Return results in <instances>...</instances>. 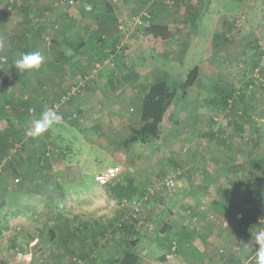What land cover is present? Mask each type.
I'll return each mask as SVG.
<instances>
[{
  "label": "rangeland",
  "instance_id": "1",
  "mask_svg": "<svg viewBox=\"0 0 264 264\" xmlns=\"http://www.w3.org/2000/svg\"><path fill=\"white\" fill-rule=\"evenodd\" d=\"M7 1L0 0V66L7 76V81L0 84V106L3 107L0 131L5 132L8 145L5 153L0 150V204L3 199L7 201L0 211L8 208L12 212H21L10 218L9 229L0 235V256L7 252L5 264H72L74 254L61 251V256H54L57 248L52 252V246L48 245V239L51 238L49 230L53 228L58 213L64 220L76 218L74 225L78 223L83 226L85 221L92 222L88 231L95 229L97 225L107 228L111 221L117 223L120 219L126 220L129 217L138 220L135 226L140 234V228L147 227L149 223H154L155 231L152 235L155 233L159 236L162 234L159 232L160 222H170L171 228L175 230L185 227L184 231L193 234L181 240L179 248L177 246L180 258L184 255L190 257V254L198 252L191 245H199L205 234L202 232L200 236L202 227L209 225L213 228H227L244 218L248 224H252L250 212L258 211V195H264V183L260 185V179H264V168L259 169L258 175L262 178L254 171L246 182L249 199L244 197L233 205L241 207L243 212L240 214H235L236 208L231 207L232 200L228 190L224 189H228L229 184H226L223 177L221 181L224 182L220 183L221 189L218 190L220 193L216 195L214 190L209 189V195L204 197L207 199H202L205 193L201 194L200 179L202 174H209L212 168L217 170L218 165L233 162L234 158L248 163V152L239 151L237 146L244 148V145L252 144L255 136L249 132L245 137L234 139L229 134L223 140L224 137L212 138L210 132L215 134L219 125L211 122V115L217 113L213 120L219 119L223 128L226 125L223 113L202 104L197 106L194 102L197 90L204 89L202 85L209 90V82L212 80L224 84L223 82L228 83L234 79L241 86L251 75V69L257 61L252 58L251 50L256 47H247L256 37L264 47V30H251L255 29L251 20L256 13H260L262 0H248L247 5L242 1L234 3L233 0H210L211 5L209 4V8L206 5L201 15L200 0H173L172 5L167 0H157L153 3L155 18L166 20L173 26H170L171 30L176 34L172 41L167 42H152L140 30L133 29V14L143 6L140 0H112L121 20L119 25H122L116 31L120 43L118 51L114 53L105 49L107 44L97 41L98 26L90 13L85 10V14H81L79 8L87 0H76L71 8L58 6L53 0H16L11 8L10 5L7 7ZM245 7L248 11H242ZM65 13L70 15L65 17ZM239 14L246 15L238 18L239 28L233 30L222 25V21H231L232 17ZM198 22L201 29L196 35ZM188 27L191 30L194 28V32L186 31ZM220 27L229 32L231 39L228 43L220 42L218 46H214L217 50L211 49L210 38ZM67 30L74 34L71 38L74 45L79 44V38L85 39L89 45L77 51L70 45L65 56L60 57V48L68 41L61 37L58 44L57 38ZM182 30L190 34L189 37L182 36ZM10 46L11 49H18V52L8 53ZM102 50L108 53L107 56L103 55ZM34 51H40L44 56L40 69L20 72L13 64L14 60L24 53ZM130 64H134L131 68L137 72H140L137 67L164 69L166 75H169L168 84L173 87L178 86L185 73L195 65L200 64L202 72L199 82L195 83L196 88L189 91L188 96H177L178 99L162 122L159 138L134 143L127 149L123 147L122 141L127 136L128 126L137 121L136 110L141 95L135 91L139 89V84L133 90L130 81L126 80L124 86L118 85L112 91L108 80L111 76L121 75ZM259 65L264 68V57ZM84 76L94 81L90 82L88 88L82 83L85 81ZM143 76H138L135 83L146 84L148 81ZM54 80L59 81V86L55 83L54 87ZM8 100L12 104L16 100H38L40 113L54 105L61 119L45 132L48 136L43 133L40 138L28 141L30 136L26 134L27 130L39 117L29 115L20 121L17 119L19 109L14 104L9 105L6 102ZM248 106L247 109L255 112V116L259 118V128L262 130V149H256L257 146L249 148L250 156L255 157L264 150V89L254 91L249 97ZM25 142L26 146L23 145ZM240 142L242 145H239ZM42 145L58 150L50 156L49 167L45 165L40 171L23 173L24 178L15 181L14 174L17 171H11L8 167L15 151L21 146L22 155L26 157L33 148L40 149ZM25 163L27 165V160ZM111 166L120 167L118 176L109 184L98 185L96 176ZM173 175L175 185L166 189L164 180ZM242 177L245 174L242 173ZM127 180H132L146 191L144 195H149L134 198L117 196L111 191V185L115 182L124 185ZM242 184L243 182L237 181L230 187L234 189ZM48 189L53 191V199L46 201L45 193H48ZM163 190L171 197H166ZM94 208L107 212V215L91 217L90 210ZM161 211L164 212L163 216L151 221ZM257 214V218L264 217L258 212ZM66 224L65 227L64 224L62 226V242L65 241L68 244L66 247L75 251L77 245L82 247V243L74 238H82V235L72 234L70 241V233L65 230L69 224ZM262 226L264 225L259 226L260 230H264ZM118 232V229L114 233L113 229L107 228L106 236L100 238L99 242L103 243L102 258H106L104 260L111 261L117 255V248L122 244L120 241L115 242L114 238H120ZM168 232L171 233V230ZM226 235L229 237V233ZM143 237L148 242L147 237ZM55 239L60 238L56 236ZM61 244L63 246L64 243ZM47 246L52 257L44 259L43 249ZM145 249L144 245L143 250ZM79 251L75 252L81 255ZM17 252L27 253V259L33 261L17 260Z\"/></svg>",
  "mask_w": 264,
  "mask_h": 264
},
{
  "label": "trees",
  "instance_id": "2",
  "mask_svg": "<svg viewBox=\"0 0 264 264\" xmlns=\"http://www.w3.org/2000/svg\"><path fill=\"white\" fill-rule=\"evenodd\" d=\"M35 1V0H33ZM55 2V0H53ZM156 0H140L142 2L141 7L135 10L134 18L136 16H141V18H144L147 22L146 25L143 26H133V29L140 30L141 33H143L146 37L150 39L152 42H164L166 41L170 36L169 28L166 24L159 21L157 18H155V14L153 12V6L154 2ZM172 1V0H171ZM56 3V2H55ZM7 7L10 5L8 1L6 2ZM14 4V3H13ZM13 4H11V8L13 7ZM145 4H147L145 6ZM61 6V5H59ZM65 8H71L68 6H61ZM73 7V6H72ZM25 10L27 11L28 8ZM81 14H85V10H87L90 15L92 16L95 24L98 26V32H97V41L99 43L107 44V48L110 52L114 53L118 51L119 47V40L116 37V31L118 30L119 24L117 20L116 10L112 6L110 0H87L85 4L79 8ZM145 12L147 15H142V13ZM68 13H65L64 16H68ZM243 15L235 16V18L231 21V23L228 25L229 28H232L235 30L236 28L240 27V21L238 18H241ZM238 24V25H237ZM228 28V29H229ZM230 30V29H229ZM74 34L67 31H63L58 35L57 41L59 42V39L63 37L68 42L66 44H62V47L60 48V57L65 56V51L70 47V45L75 48V50H79L81 48L87 47L89 44L86 42L85 39L79 38L80 42L76 46L71 42V38ZM12 36V33L10 34ZM231 39L229 32L227 33L226 30L221 31V33H217L215 37L213 38V46H216L215 43H228V41ZM94 41V39H93ZM215 41V42H214ZM60 44V42L58 43ZM103 55L107 56L108 53H105V50H102ZM252 58H255L256 60L261 59L264 57V47L259 45H256V52L254 55H252ZM134 64L127 65L125 68V72L122 71L121 75H115L111 76L108 80L110 89L112 91H115L119 86L118 85H125L126 80H129L132 84L133 90L137 87L139 84V89H137L136 92H139L141 95V100L139 102L138 109L136 110L137 114V121L135 123L128 126V133L127 136L123 139L122 144L123 147L129 149L134 143H144L150 139L157 140L160 135V129L162 122L168 112V110L171 108V106L175 103V101L178 99L177 96L181 95V97L188 96L189 91H191L193 88H196V81L199 82V72H200V66L197 64L193 68H191L187 73H185V76L183 80H181L178 83V86H170L168 84L167 78L169 75L163 71L164 69L158 68V67H137L140 72H137L136 70H132L131 67H133ZM130 67V68H129ZM144 72V73H143ZM258 74V76H256ZM144 75L148 82L146 84L135 83L137 81L138 76ZM120 76V78H119ZM85 77V76H84ZM264 68L259 65V61L255 62L254 67L251 69V75L248 76V79L244 82V85L238 86L236 88L224 86L221 83H218L217 81L212 80L214 83L209 82V90H206V88L202 85L204 89L197 90L196 92V102H194L197 106L199 104H202V106H207L212 110H217V112H222L226 122L225 126L221 128L220 125H222V122H219V119L213 120L214 115L217 113H214L211 115L210 118L211 122L213 121L215 124L217 123L218 128L215 132V134L211 133L212 138L216 137H224L225 139L227 134H229V137L235 138V137H244V122H247L251 125L253 128V131L256 130V134L258 135V139H255V142L250 144V147L257 146L256 149L260 147L259 142L261 141L260 136L258 134V129L260 125V120L257 116H255V112L248 110V102L246 100H249V97L256 92L259 89H264ZM152 79V80H151ZM122 80V82H121ZM149 80H151L149 82ZM7 81V76L5 73V70L3 67L0 66V84L2 82ZM90 82H93L92 79H88L87 76L85 77V81L82 82L86 87L88 88V85L90 86ZM200 84V83H199ZM226 84V83H224ZM201 85V84H200ZM249 85H251L250 89ZM180 91V92H179ZM117 93V92H116ZM191 97V98H192ZM17 100V102L14 104L19 109V114L17 116V119L20 121L25 116H40V108H39V101L38 100ZM9 103V105H13L9 100L6 101ZM243 105L245 108H243ZM54 106V105H53ZM51 106V109L54 111L57 110V107ZM53 107V108H52ZM248 108V109H247ZM28 113H27V112ZM36 111V114L34 113ZM3 114V107L0 106V115ZM10 119V118H8ZM10 123V122H9ZM137 123V124H136ZM228 129L229 131L227 132ZM47 132V131H46ZM47 135V133H45ZM48 136V135H47ZM29 138V139H28ZM28 141H32L33 137H28ZM40 138V136H39ZM19 139V138H18ZM221 140V139H220ZM225 142V141H223ZM26 142L23 143L24 146H26ZM7 136L5 135L4 131H0V150L2 153L6 152L7 148ZM21 146L18 149V151H15V155L12 157V162L8 164V167L11 171H17L14 175L15 178H24L23 173H27L29 171H40L45 165L49 167V160L50 156H53L55 152H57V149L50 148V147H42L40 149L33 148L32 151L26 154V157L22 155ZM262 149V148H261ZM251 150V149H250ZM248 152V151H247ZM251 151L247 153V156L249 157V171L253 170H259V167L264 164V152H262L260 155L251 157ZM25 160H27V165L25 163ZM231 161L232 158H231ZM246 163V162H245ZM16 164V166L14 165ZM33 166H35V169H33ZM220 166V172L226 174V178L229 179L228 174H233L238 171H241L244 169L245 164L244 161H239L237 163L230 162L228 164H222ZM175 179V176H174ZM19 181V180H18ZM20 182H18L19 184ZM109 184V182L107 183ZM17 185V184H16ZM19 187V186H18ZM168 189V188H166ZM48 189V193H45V200L49 201L53 199V191ZM46 191V190H44ZM111 191L114 192L117 196H126V197H136L138 195H144L146 191H143L142 188L134 184L132 180H127L124 185L121 183L115 182L113 185H111ZM164 191V190H163ZM165 195L166 197H171L167 191ZM151 194V193H150ZM144 195V196H148ZM153 195V194H151ZM165 197V196H164ZM141 196L138 197L140 199ZM3 199V203L0 204V208L4 206V203H6ZM47 205V203H46ZM3 209V208H2ZM257 212L259 215H264V198H261V196L258 195L257 199ZM21 212V211H20ZM20 212H12L8 208H5V210L0 211V235L4 233V231L8 230L10 227V218L15 217L17 214L20 215ZM246 212V211H244ZM257 212L251 211L250 217L253 219L251 221L252 227L255 229L260 230V225L262 223L258 220L260 218L258 217ZM164 214L163 211H161L156 217L151 218V221L157 220V217H162ZM18 216V215H17ZM262 217V216H261ZM77 219L74 218L73 220L69 221L68 219L62 218L61 214L58 213L56 222L53 226V228H50V234L51 238L48 239V245L52 246L53 250L54 248H57V251L53 253L54 256H61L62 252H70L74 254L73 262L72 264H77L78 261L80 264H85V260L90 259L89 254L86 251V249H89L93 253L95 252V249L97 248V251L100 252V249L103 250V246H101L100 238L106 236V229L110 228L113 229V232L115 233L116 229L119 230L118 235H120V238L118 239V236L115 239V242H122V244L119 245V248H117V255L111 258V261L103 260L104 263L108 264H146L147 260L145 256L138 253L136 250V245L139 242V236H134L137 229L135 224L138 222L137 219H131L130 217L128 219H120L119 221H111L108 224V227H104V225H97L95 229L88 231V221L86 223H83V226H79L80 224L77 223ZM60 221V222H59ZM154 221V222H155ZM68 222L69 228H65L70 233V241H72V234L77 235L80 233L82 235V238H74L78 239L82 243V249L79 251L81 255L77 254L75 251L71 250L70 247H66L68 244L64 241L62 242L63 238L62 235V229L63 224L64 227L67 225ZM257 222V223H256ZM258 225V226H257ZM90 224V228H91ZM99 226V227H98ZM116 226V227H115ZM259 227V228H258ZM60 228V230H59ZM145 232L150 231V234L155 231L154 230V223H149L147 227L142 226ZM169 229L167 222H160L159 226V232L162 233L161 236H156L155 238L158 240V243L164 247L165 249H168L166 252L160 253L155 258V264H168L171 261V258L173 254L177 252V241L172 238V235L167 232ZM59 237L60 239H55V237ZM66 236V235H65ZM33 237V236H32ZM34 238V237H33ZM113 238V237H112ZM113 239V240H114ZM64 243L63 246H61ZM172 243L176 244V250L172 253V256L168 258V254L171 252V246ZM49 249V250H48ZM44 253L42 256L47 259L49 257H52L50 248L47 246L46 249H43ZM65 250V251H64ZM112 250V249H111ZM115 252V249H113ZM254 250V249H253ZM62 251V252H61ZM255 251V250H254ZM0 256V264H5V256ZM114 255V254H113ZM101 257V256H100ZM98 257V258H100ZM42 260V259H41ZM30 261H33L30 259ZM255 261V252L253 253V256L250 257V259L247 261L246 264H251ZM251 262V263H250ZM7 264V263H6ZM93 264V263H90ZM244 264V263H243Z\"/></svg>",
  "mask_w": 264,
  "mask_h": 264
},
{
  "label": "crops",
  "instance_id": "3",
  "mask_svg": "<svg viewBox=\"0 0 264 264\" xmlns=\"http://www.w3.org/2000/svg\"><path fill=\"white\" fill-rule=\"evenodd\" d=\"M192 1L195 2V0H192ZM233 1H234V3L237 2V1H239V2L242 1V2H245L246 5L248 4V0H233ZM110 2L112 4V6L114 7V9L116 10V6L112 3L113 1L110 0ZM200 2H201V6H200V8H201L200 15H201L203 13V8L206 5H208V8H209V4L211 5V2H210V0H200ZM263 3H264L263 0L260 1V6H259L260 7L259 8L260 9V13H256V15L251 20L252 26L255 27L254 30L251 29L252 32H257V30H261V29L264 30V19L262 18V13L264 11L263 10V8H264V4ZM242 11H248V9L245 7V8H242ZM116 15H117L118 24H121V22H120L121 20H120L119 14L117 12H116ZM239 15H241V14H239ZM239 15H236V16H239ZM243 16H246V15H243ZM0 18H1V14H0ZM231 19L233 20L234 18L232 17ZM158 20L163 22L164 24H166L168 26V28H169L170 36L166 40V42L170 41V40L172 41L173 40V36L176 35L171 30L172 29L171 27H173V26L169 25V23H167L166 20H161V19H158ZM231 21H228V22L227 21L226 22L222 21V25H227V24L229 25L231 23ZM200 29H201L200 22H198L197 27H196V31H195L196 35L199 34ZM189 30L191 31V33H192V31L194 32V28H192V30L189 29V27L186 29V31H188V32H189ZM223 30L225 31L224 28L220 27L218 30H215L213 32V35L210 38L212 43H213V38L215 37V35L217 33L220 34L221 31H223ZM182 32H183V30H182ZM184 32L182 33V36H185V38L189 37L190 34H187V33H184ZM255 35H257V34H255ZM193 38H195V37H193ZM260 42L261 41L256 37V38H254V39H252L250 41L251 45L249 44L248 45L249 47H247V48L252 49V48L256 47V45H259ZM12 44H14V43H12ZM215 44L217 46L219 45L218 43H215ZM8 49H9L8 53L11 52L12 54H15L16 52H18V49H16V50L15 49H11V46ZM211 49H216V48L212 45ZM231 49H233V48H231ZM245 50H247V49H245ZM242 51H243V53H245L244 50H242ZM251 51H253L252 55H254V53L256 52V48H254ZM229 56L233 57L231 54ZM257 61H259V63H261V60H257ZM198 65L200 66V69H199L200 70L199 76H200L201 72H202V67H201L200 64H198ZM113 73L116 74L115 72H113ZM91 77H92V75H91ZM236 77L239 78L240 76L236 75ZM234 81L235 80L233 79V80L229 81L228 83L227 82H223V83H226V84H223V85L227 86V87H229V85H230L231 87L236 88V87L239 86V84L234 82ZM55 83L58 86L60 84L59 81L54 80V83H53L54 87L56 86ZM248 101L249 100H246V102H248ZM15 102H17V100ZM258 126L260 127L259 124H258ZM249 132H251V134L255 136V139H258V135L256 134V130L253 131V128L251 127V125L249 123H247V122H244L243 136L244 137L247 136L248 135L247 133H249ZM258 134H259L260 139H261L262 138L261 137V135H262L261 128L258 129ZM259 144H260L259 149H261V147H262L261 146V142H259ZM239 145H242V142H240ZM249 146H250V144L249 145L246 144V145H244V148L239 147V146H237V147L239 148V151H243V153H246L247 151L249 152ZM263 152H264V150H263ZM261 153H262V151L260 152V154ZM239 161L234 158V163H237ZM244 164H245V167L241 171H238V172L233 173V174H228L229 179L226 178V176H225L226 174L220 172V166L218 164H217L218 168H216L217 170H214V168H212L213 170H211V172H208L209 174H202L203 177H201V179H200V183H201L202 186L200 188L202 189L201 194L205 193V195L203 196L202 199H207V198H204V197L209 195V193H210L208 191L209 189H211V191L214 190L213 192L216 195L220 193L218 190L221 189L220 188V185H221L220 183L224 182V181H221V179L223 177L225 179L226 184L227 183L229 184V185H227L228 189H226V188H224V189L226 191L228 190L227 193L230 195L229 196L230 200H232L231 207L236 208V211H234L235 214L236 213L240 214V212H243V211L240 210L241 207L238 208V206L236 207V205L235 206H233V205L238 203L239 201H241L244 197H247L249 199L250 194H248L249 191L246 188L247 187V183L246 182L249 181L250 175L252 176L253 175L252 172H254L253 170L249 171V165H248L247 162L246 163L244 162ZM263 168H264V164H262L259 167L260 170L263 169ZM242 173H243V175L245 174V177H242ZM255 173H256V175H258L259 174V170H256ZM259 177L262 178V176H259ZM237 181L243 182V184L241 186H238V187L234 188V189L231 188L230 186L234 185ZM262 183H264V179L263 178L260 179V185ZM210 196L212 197V194ZM259 196H261V198H264L263 193L260 194ZM202 201H204V200H202ZM89 215L91 217H93V216L103 217L104 215H107V212H101V210L97 211L94 208V209L90 210V214ZM235 220L237 221V218H235ZM83 223H86V221L83 222ZM167 223L169 224L168 225V227H169L168 231L171 230V233L170 232L169 233L172 235V238H174L177 241L178 248H179V246L181 244V240H184V238L186 236H188L190 234H193L191 232H190V234H188L187 231H184L185 227H179L178 230H175V229H173V227L171 228L170 222H167ZM87 224L90 227V224H93V223L89 222ZM140 229H143V228H140ZM256 231L257 230L256 229L254 230V228L252 227V224L251 225L248 224V221L245 218H244V220L241 219L240 221L234 222V224H231L227 228H221V227H214L213 228V227H211L209 225L206 228L202 227V231L200 232V236L203 233H205V234L202 237V240L199 241V245H195L194 243H192V245H191L193 250H197L198 252L194 253V255L190 254V257H188V256L185 257V255H184L183 258L178 257L179 253L177 254V252H176L175 254H173V256L171 258V261L168 264H243V263L246 264L248 259H250V257L253 256V253H252L253 248L252 247L249 248L247 245L249 244V242L251 240V236H254ZM226 233H229V237L226 235ZM135 234L136 235H134V236H139V242L136 245V250H137L138 253H140L143 256H145V258L147 260L146 264H155V258H156L157 255H159L158 252L160 251V253H163V252H166L168 250V249H165L164 247H162L158 243V240L155 238L156 236L152 237V233L150 234V231L145 232L143 230V231H141V234H140V232L137 230ZM143 236L147 237L148 242H145V240L143 239L144 238ZM228 238H229V240H226ZM101 244H103V243H101ZM144 245L146 247L145 250H143ZM77 247L79 249L78 248L75 249L76 252H78V250H81V248H82L79 245H77ZM204 249H205V251H204ZM93 250H92V253H91L89 249H86V251L89 254V258L90 259H88V260L86 259L84 261L85 264H90V263H93V264H106L103 261L106 258H104V257L102 258V253H99V251H97V248L95 249L94 253H93ZM101 251H102V249H100V252ZM211 251H212V253H211ZM100 256H101V258H98ZM251 264H255V261L253 263H251Z\"/></svg>",
  "mask_w": 264,
  "mask_h": 264
},
{
  "label": "clouds",
  "instance_id": "4",
  "mask_svg": "<svg viewBox=\"0 0 264 264\" xmlns=\"http://www.w3.org/2000/svg\"><path fill=\"white\" fill-rule=\"evenodd\" d=\"M44 62V56L40 51L28 52L14 60L13 64L22 73L38 71ZM61 116L53 109H45L40 113L38 119L34 120L33 126L27 130L30 137H39L48 131L53 125L58 123ZM249 248L255 247V264H264V230H257L247 245Z\"/></svg>",
  "mask_w": 264,
  "mask_h": 264
},
{
  "label": "built area",
  "instance_id": "5",
  "mask_svg": "<svg viewBox=\"0 0 264 264\" xmlns=\"http://www.w3.org/2000/svg\"><path fill=\"white\" fill-rule=\"evenodd\" d=\"M16 0H8V3L11 5L15 2ZM56 4L59 6H68V7H72L75 5L76 0H55ZM167 3H169V5H172L173 1L171 0H167ZM147 15L145 12L142 13V15ZM262 18L264 19V12L262 13ZM147 22L144 18H141V16H136L135 18H133V26H143L146 25ZM122 25H119V28H121ZM256 76H258V74H256ZM251 85H249L250 89ZM120 171V167L117 166H111L108 167L103 173H100L96 176V181L98 183V185L102 186V185H106L108 182H110L111 180L115 179L118 176V172ZM18 178H15V181H18ZM175 185V179H174V175L173 176H169L164 180V186L167 187L168 189L172 188ZM152 192V190H151ZM262 225H264V217H260L258 219ZM262 228H264V226H262ZM256 246H253L252 248L255 250ZM176 250V244L172 243L171 246V252L170 254H168V258H170L172 256V253ZM27 253H21V252H17L16 253V259L17 260H30L27 259ZM77 264H80L79 261Z\"/></svg>",
  "mask_w": 264,
  "mask_h": 264
}]
</instances>
